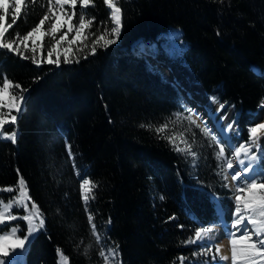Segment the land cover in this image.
I'll return each instance as SVG.
<instances>
[{"label":"trees","instance_id":"16d2710c","mask_svg":"<svg viewBox=\"0 0 264 264\" xmlns=\"http://www.w3.org/2000/svg\"><path fill=\"white\" fill-rule=\"evenodd\" d=\"M116 4L122 8L121 37L108 50L98 47L95 56L89 55L91 41L112 26L103 0L89 7L88 16L96 21L81 43L88 47L67 65L34 64L27 53L25 59L0 49V83L8 78L11 94L18 97L17 83L28 89L18 124L1 128L3 135L16 131L18 142L0 136V200L14 196L22 176L45 221L23 249L24 264H57L58 249L67 264H104V248L115 250L114 264H202L204 253L186 241L199 226L217 224L214 193L223 197L230 222L228 194L218 189L217 147L205 142L192 175L188 159L165 137L164 130L177 124L178 93L133 46L157 45L160 35L180 30L184 62L205 95L225 104L224 111L234 109L240 139L248 143L250 113L264 102V0ZM47 7L48 0H26L19 17L7 18L6 24L13 18L16 23L4 39L26 34ZM68 144L76 167L98 186L86 196L99 242ZM193 251L200 254L194 257Z\"/></svg>","mask_w":264,"mask_h":264},{"label":"snow or ice","instance_id":"6c2138e0","mask_svg":"<svg viewBox=\"0 0 264 264\" xmlns=\"http://www.w3.org/2000/svg\"><path fill=\"white\" fill-rule=\"evenodd\" d=\"M26 0H14V12L16 17H19L22 12V6L25 5ZM93 3V0H48L47 12L39 20V23L35 25L30 31L26 34L20 36L17 33L16 37L13 39L5 40V34L8 29L13 28V25L16 23V18H13L12 23L0 24V49H6L7 52H13L17 55H20L21 58H27L20 52V46L23 45L27 50L29 48V43L31 44V52L33 54L37 51V39L42 38L48 35L53 37L54 43L48 51L49 59L47 62L49 64L60 63V56L63 55V63L65 65L71 63L70 54L72 53L71 45L75 44L78 39L87 40L88 35L85 34V30L90 28L95 21V16L88 17L89 6ZM104 5L110 9L109 19L111 21V27H105L103 32L99 36H96L94 40L91 41V50L89 55H97V48L101 47L105 50H108L110 46L118 43L119 38L121 37L123 25V15L122 8L118 6L114 0H103ZM77 4H79V18L78 24L73 23L77 15ZM66 6L72 9L69 12ZM9 7L8 0H0V10L7 12ZM5 15H0V21H5ZM51 21L50 25L45 28L46 22ZM64 26H67L66 31H62ZM71 40H68L70 33H73ZM57 34L59 38L57 39ZM219 35V32L217 33ZM92 35H95L92 33ZM174 36H179V33H173ZM19 40V43H17ZM67 40L69 47L64 48L63 51H60L61 43ZM87 44H83L82 48H78L76 51H82L83 48H87ZM182 47V46H181ZM53 53L56 54V60L53 61L51 57ZM87 59V56L84 57ZM34 64L37 63L35 59L32 61ZM76 63H79V59L75 60ZM264 76V73L261 74ZM10 87V80L5 78L3 80V88H0V109L7 107L9 113L13 110L15 111L14 115H11V123L17 125L19 122V117L23 112V104L26 102L27 97L23 95L24 92H27L28 89L22 88L20 84H16L17 89H21V95L17 99L15 95L8 96V89ZM7 97V101L5 98ZM213 102H218L216 97L211 98ZM225 104H220L217 112L223 111L225 109ZM195 109H188V112H195ZM177 117L181 116V113H176ZM227 113L225 112L224 116H221L219 119L222 121L227 118ZM187 119L190 123L196 124V120L193 119L191 114L185 115L183 117ZM197 118L201 120L203 128L201 129L204 132L205 136L210 137L215 141L216 146L219 148L217 153L218 157H224L226 149L231 151V146L227 145L224 140V136H218L214 129L209 127L210 120H204L199 117L197 113ZM8 121L4 119L3 113H0V126L7 124ZM235 119L232 123H229L227 127L221 123L220 132L222 134H227L234 127ZM199 126V125H197ZM166 127V125H165ZM162 129H158L160 131ZM264 132V122L255 123L249 127V142L247 144L241 143L238 148L235 149V156L239 158L240 153L243 152L244 156L247 157V160L240 159V167H234L233 161L231 159L227 160V169L225 172L224 178L227 179L228 176L231 177V180L235 182V194H234V203L235 210L233 212V220L231 225H227L226 222H221L220 224H211L209 226H199L195 231L194 239L186 241V243L196 244L200 252H203L205 255L212 252L213 247H215V253L213 254L211 260L214 264L216 261V254H219L221 249L219 246H216V238L213 235L214 231L219 228L228 232L231 245V264H264V147H261L259 141L261 137L258 133ZM3 135V133H0ZM18 133L12 131L11 135L7 136V139L10 140L13 144L18 142L17 140ZM256 147L259 149L258 153L251 154V147ZM191 147V146H189ZM68 155L73 160V167L76 170L77 177L80 182V190L82 198L84 200L85 209L88 211V220L92 225L93 234H96V225L93 222L94 217L88 209V197L84 195L86 186L91 184V187L88 189L92 191L98 187L94 182L90 181L89 178L81 173L80 169L76 167L75 156L72 152L71 145H67ZM179 150V149H178ZM196 153H192V156L195 157ZM19 174V169L17 170ZM19 198L14 200V203L17 205H22L25 212L30 214L23 215L20 219L28 222V235L20 238L17 235V232L21 229L19 225H12L11 223H6V220L11 222L17 220V215L6 212L8 209L13 207V204H5L4 210L0 211V231L11 228V235L0 236V256H3L7 259H0V264H13V259L16 255L22 253H15L14 250L24 249L26 250V242H30L33 233L37 229V225L33 224L35 219H39V227L43 228L45 221L40 217V213L35 202H31L30 209L26 201H30L31 198L27 192V185L25 179L20 176L19 178ZM224 187H229L228 184H224ZM7 191H12L11 188L6 189ZM93 199L95 198V193H93ZM12 200V197L8 198ZM161 199H164L162 196ZM34 214V215H33ZM175 217H169V220H174ZM246 220V223H245ZM110 223V220H109ZM249 225L252 227L249 228ZM180 227H183L181 225ZM256 237V239H253ZM99 236L97 235V241L99 242ZM10 250L13 251V255L10 256ZM61 251L58 249V252ZM200 252L193 251V256H197ZM102 256L105 255V252L102 250L100 253ZM113 255H115V250H113ZM65 264H67V258H63ZM184 259L183 257L181 258ZM227 256H219V260L224 261L228 260Z\"/></svg>","mask_w":264,"mask_h":264},{"label":"rangeland","instance_id":"374dc122","mask_svg":"<svg viewBox=\"0 0 264 264\" xmlns=\"http://www.w3.org/2000/svg\"><path fill=\"white\" fill-rule=\"evenodd\" d=\"M119 0H114L115 3H117ZM8 10L7 12L0 10V15H5L6 20L5 21H0V24H5L7 22V18H12L16 16V13L14 12V0H8ZM93 5V3L89 6L91 7ZM67 10L69 12L72 11V9L68 6H66ZM106 10L108 11V13L110 14V9L107 8V6L105 5ZM89 17V16H88ZM78 18H79V4H77V15L76 18L74 19L73 23L78 24ZM90 18V17H89ZM51 23V21H50ZM50 23L48 24V26L50 25ZM91 27V26H90ZM67 30V26H64V28L62 29V31H66ZM88 29L85 30V34L88 33ZM173 33H179L178 30L176 29H171L170 31H168L166 34L160 35L158 37V41H157V45H144V44H137L135 46H133V48L135 47L138 52H137V56L142 57L143 61L146 63V65L148 66L149 69H151L154 72H157L164 80L168 81L172 86L174 85L171 81V79L168 77L167 74H169L171 71L175 74H177L179 81L182 79H185L186 81H188V87L190 90L195 91L196 93H200L201 95H203V90L201 89L200 85H198V81L197 79H195L194 75L192 74V71L189 69V67L186 65L187 63L184 62L183 60V53L184 50L186 49V43L182 40L180 34L179 36H174ZM74 35L73 33H70L68 36V40H71L72 36ZM57 39L59 38V34H57ZM84 40L82 39H78L77 42L73 45H71L72 48V53L70 54V60L74 57V54H76L77 52H81V51H76L78 48H82V42ZM19 43V41L17 42ZM54 43L53 37L51 35L45 36L42 38V42H41V38L37 39V51L35 54H33L31 52V44L29 43V48L26 50L24 48L23 45L20 46V52L21 53H27L28 55H31L34 59H36V61L38 63H44V64H49L47 62V60L49 59L48 57V51L49 49L52 47ZM182 46V47H181ZM69 47L67 40L63 41L61 43V48L60 51L62 52L64 48ZM140 51H144V53L140 52ZM171 54H170V53ZM173 52V54H172ZM78 54V53H77ZM51 59L53 61L56 60V54L53 53V56L51 57ZM60 62H63V55L60 56ZM52 64H57V63H52ZM0 88H3V82L0 83ZM11 84L10 87L8 89V96H12L11 92ZM178 92V91H177ZM219 91H217L218 93ZM184 91L178 92V98H179V105H180V112L181 116L177 117V115H175V122H177L176 126H172L171 128H167L165 129V137L167 139V141L170 143L171 147L174 149V151H176L177 153L181 154L182 156H185L188 159L189 162V169L192 173V175L196 174V168L199 165V150L204 149L206 147V145H208V148H211L212 146L215 147L216 143L214 140H212L210 137L205 136L204 132L201 130L203 128V124L201 123V120L197 118V115L195 114V112H188V109H191V106L189 104H187V101L183 100V98L181 97V94L184 98L185 94H183ZM17 99L19 98L18 96H16ZM207 102L204 101L205 106H203L204 108H206V110L208 111V113H210L209 117L207 118H211L213 119L214 123L216 124H220V123H224L225 127H227V125L229 123H232L233 120L235 119V114L234 111H231V108H228V110L226 111H220L217 112V109L219 108V103L218 102H213V100L211 99L212 95H206L203 96ZM5 100L7 101V97L5 98ZM188 102H192L189 101ZM193 103V102H192ZM225 112L228 114L227 118L224 120H220L219 118L221 116H224ZM0 113H3L4 119H6L9 122H11V115H14L15 111L13 110L11 113H9V110L7 107H4L2 109H0ZM191 114L193 116V119L196 120V124H192L190 123L187 119H184L183 117L185 115ZM206 118V119H207ZM259 122H264V102L260 104V106L258 107L257 111L254 113H250V124L254 125L255 123H259ZM6 125V124H5ZM199 125V126H197ZM4 126V125H3ZM3 126H0V133H1V128ZM213 126V124H209V127L211 128ZM213 128V127H212ZM236 131L238 132L237 127L234 124V127L231 131L227 132L226 135H229L230 133H232V137H235V148L233 149V147L231 146V151H228L226 149L225 152V156L224 157H218L217 153L219 152V148H215L214 150V157L217 161V163L219 164L218 166V171H217V175L219 178V186L218 189L221 190L222 192H226L228 195H226V201L228 203H226V207L229 211V215H230V222L227 223L225 218H224V211L221 207V199L223 197L219 196V194L214 193V198L217 201V204L219 206L218 209V213L220 216V220L219 223L221 222H226L227 225H231V222L233 220V212L235 210V203H234V194H235V182H233L231 180V177L228 176L227 179L224 178L225 176V172L228 171L227 169V160L231 159L233 161L234 167H240L239 164V160L240 159H244L247 160V157L244 156L243 152L240 153L239 158H237L235 156V149L238 148L240 146L241 143H243L241 141V139L237 138V134ZM216 134L218 136L222 135L219 133V131L216 129L215 130ZM226 135L224 136V140L226 143ZM258 135L261 137L259 143L261 145V147H264V132H260L258 133ZM2 136V135H0ZM8 135H3L2 137H4L5 139H7ZM231 138V137H230ZM206 142V145H205ZM227 144V143H226ZM247 144V143H245ZM228 145V144H227ZM191 146V147H189ZM251 147V146H250ZM179 149V150H178ZM196 153L195 157L192 156V153ZM229 152V154H228ZM259 149L256 147H251V154H255L258 153ZM194 179H196V177L194 176ZM224 184H228L229 187H224ZM213 189V186H211V190ZM13 191V190H12ZM19 183L17 186V190L14 191L15 194H12L14 196H12V200H7V201H2L0 200V211L4 210V205L5 204H13V207L8 209L6 212V216L8 213L17 215V220L15 221H7L6 223H11L12 225H19V228L21 229L20 231L17 232V235L20 238H23V236L28 235V222L24 221L22 219H20V217H22L23 215L26 214H30L29 212H25L24 208L22 205H17L14 203V200L19 198ZM88 192V188L86 186L85 191H84V195L86 196ZM5 193H8L10 195L11 191H7L5 190ZM26 203H28L29 205V209H30V205H31V200L30 201H26ZM34 215V214H33ZM246 223V220H245ZM33 224L37 225V229L36 231L33 233V236L38 232V230L40 229L39 227V219H35L33 221ZM252 226L249 225V228H251ZM3 235H11V228L5 229L4 231H0V236ZM213 235H215L216 238V246H219L221 251L219 254H216V261L217 264H231V245H230V239L228 236V232L223 230V228H219L216 229L213 233ZM31 238V239H32ZM253 239H256V237H253ZM28 244V242H26V245ZM103 251L105 252V255L107 256V259H105V263L104 264H114V255L112 254L113 252L109 249L104 248ZM15 253H22L20 255H16L13 259V264L16 262H19L20 264H23V249H15L14 250ZM203 253V252H202ZM215 253V247H213L212 252L207 253L206 255L203 254L202 256H199L200 259L206 260V261H202V264H206L207 262H212L211 258L213 256V254ZM13 255V251L10 250V256ZM227 256L229 257L228 260H224L221 261L219 260V256ZM64 256L61 252H58V260H57V264H65V260L63 259ZM0 259H7L3 256H0ZM209 259V260H208ZM201 263V262H200ZM208 264V263H207Z\"/></svg>","mask_w":264,"mask_h":264},{"label":"bare ground","instance_id":"6f19581e","mask_svg":"<svg viewBox=\"0 0 264 264\" xmlns=\"http://www.w3.org/2000/svg\"><path fill=\"white\" fill-rule=\"evenodd\" d=\"M178 32H179V34L181 36L180 31H178ZM172 54H173V52H172ZM192 74L194 75L193 72H192ZM167 75L171 79L172 83L174 84V86H175V88L177 89L178 92L184 91L183 94H185L186 98H184L182 96V94H181V97L183 98V100L187 101V104H189L191 106V109H195L196 110L195 114L197 115V113H198L199 117L203 118L204 120H210V124L211 123L213 124V126H212L213 128L212 127L211 128L214 129V130L217 129L219 131V133L222 134L220 132L221 123L220 124H216V123H214L213 119H211L212 117L211 118H207V117H209L211 112L208 113L206 108L203 107V106H205L204 101L207 102V100L203 97V96L206 97L204 91L202 92L203 95H201L200 93H196L195 91L190 90L191 88L189 89V87H188L189 86L188 85L189 84L188 81H186L185 79H182V80L179 81V78H178L177 74L173 73L172 71L169 74H167ZM194 77H195V75H194ZM195 79H196V77H195ZM198 85H200V84H198ZM201 89H202V87H201ZM188 100L192 101L193 103L192 102H188ZM222 124L225 125L224 123H222ZM236 133H238V132L236 131ZM222 135H225V134H222ZM232 135H233L232 133H230L229 135H226L225 139H226V143L228 145H231L233 147V149H234L236 147L235 146L236 142H235V137L234 136L232 137ZM237 138H238V134H237ZM207 263L208 264H213V262H207ZM214 264H217V262H214Z\"/></svg>","mask_w":264,"mask_h":264}]
</instances>
